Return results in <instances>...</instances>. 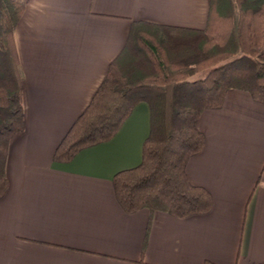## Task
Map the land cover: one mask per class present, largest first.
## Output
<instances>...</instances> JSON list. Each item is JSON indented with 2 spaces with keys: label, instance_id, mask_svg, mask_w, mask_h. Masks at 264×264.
<instances>
[{
  "label": "crops",
  "instance_id": "1",
  "mask_svg": "<svg viewBox=\"0 0 264 264\" xmlns=\"http://www.w3.org/2000/svg\"><path fill=\"white\" fill-rule=\"evenodd\" d=\"M14 31L25 131L10 143L0 198V264H264V104L231 89L205 109L203 150L187 163L213 208L178 218L127 213L113 179L142 161L151 110L71 161L53 155L122 52L134 21L204 29L209 0H20Z\"/></svg>",
  "mask_w": 264,
  "mask_h": 264
},
{
  "label": "trees",
  "instance_id": "2",
  "mask_svg": "<svg viewBox=\"0 0 264 264\" xmlns=\"http://www.w3.org/2000/svg\"><path fill=\"white\" fill-rule=\"evenodd\" d=\"M209 5L204 29L134 21L124 49L54 152V161H71L113 138L134 107L148 103L150 133L142 161L113 179L127 213L149 209L187 218L210 212L211 193L193 185L186 171L205 146L198 120L205 109L222 107L231 89L264 104V0H209ZM24 10L20 0H0V198L8 189L11 140L26 128L14 38Z\"/></svg>",
  "mask_w": 264,
  "mask_h": 264
},
{
  "label": "rangeland",
  "instance_id": "3",
  "mask_svg": "<svg viewBox=\"0 0 264 264\" xmlns=\"http://www.w3.org/2000/svg\"><path fill=\"white\" fill-rule=\"evenodd\" d=\"M206 73H204V74H201V75H199V76H204Z\"/></svg>",
  "mask_w": 264,
  "mask_h": 264
}]
</instances>
